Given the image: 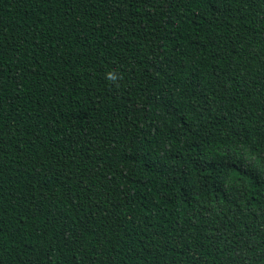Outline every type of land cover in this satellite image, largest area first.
<instances>
[{
	"label": "trees",
	"instance_id": "trees-1",
	"mask_svg": "<svg viewBox=\"0 0 264 264\" xmlns=\"http://www.w3.org/2000/svg\"><path fill=\"white\" fill-rule=\"evenodd\" d=\"M0 264H264V0H0Z\"/></svg>",
	"mask_w": 264,
	"mask_h": 264
},
{
	"label": "clouds",
	"instance_id": "clouds-1",
	"mask_svg": "<svg viewBox=\"0 0 264 264\" xmlns=\"http://www.w3.org/2000/svg\"><path fill=\"white\" fill-rule=\"evenodd\" d=\"M109 78H114V74L113 73H108L107 74Z\"/></svg>",
	"mask_w": 264,
	"mask_h": 264
}]
</instances>
